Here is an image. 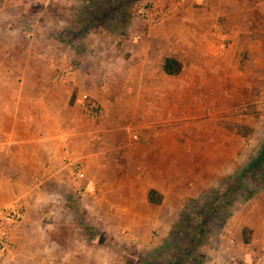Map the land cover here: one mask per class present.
Returning a JSON list of instances; mask_svg holds the SVG:
<instances>
[{
  "label": "rangeland",
  "instance_id": "374dc122",
  "mask_svg": "<svg viewBox=\"0 0 264 264\" xmlns=\"http://www.w3.org/2000/svg\"><path fill=\"white\" fill-rule=\"evenodd\" d=\"M79 2L0 0V58L26 53L46 60L51 84L77 74L84 89H94L98 98H86L82 108L95 128L92 150L105 155V164L123 161L125 168L157 171L164 199L159 206L139 209L148 222L139 223L138 232L126 227L122 241L104 230V222L90 213L79 193V201L56 208L46 221L66 251L95 246L106 259L112 252L111 261L117 264H145L141 241L158 240L156 219L172 224L190 199L203 205L205 191L224 193L231 178L264 151V0L129 2L126 25L92 29L75 41L76 51L56 36L73 25ZM162 7L171 14L161 23L152 22ZM141 52L147 55L140 58ZM169 56L183 64L178 76L163 73ZM125 139L134 143L133 150L125 147ZM172 170L177 192L167 188ZM259 173L252 170L247 177L259 191L240 206L235 202L226 223L232 230L230 245L241 244L252 253L245 262L264 261ZM224 230L215 246L203 247L210 256L220 249Z\"/></svg>",
  "mask_w": 264,
  "mask_h": 264
},
{
  "label": "crops",
  "instance_id": "0c3cea01",
  "mask_svg": "<svg viewBox=\"0 0 264 264\" xmlns=\"http://www.w3.org/2000/svg\"><path fill=\"white\" fill-rule=\"evenodd\" d=\"M146 55L141 52L140 58ZM76 75L51 84L46 60L26 53L0 58V208L17 205L23 212V220L8 229L9 249L0 253V264H117L114 258L111 261L112 252L106 259L95 246L79 245L77 250L66 251L51 236L52 224L46 221L53 218L56 208L79 201L77 195L85 189L89 194L80 198L82 203L104 222L105 231L121 240L126 227L138 232L139 223L149 219L139 211L154 205L148 201L149 191L165 193L157 171H139L133 165L125 168L123 161L105 164V155L92 150L95 128H90L82 108L86 98H98L94 89H84L82 78ZM127 141L123 144L133 150L134 143ZM66 156L84 161L83 179L71 176L63 161ZM174 170L168 173L167 188L177 192ZM155 225L158 240L141 241L146 250L156 247L172 226L159 219ZM224 229L220 249L204 264L252 257L241 244L230 245L234 244L228 238L231 227Z\"/></svg>",
  "mask_w": 264,
  "mask_h": 264
},
{
  "label": "trees",
  "instance_id": "16d2710c",
  "mask_svg": "<svg viewBox=\"0 0 264 264\" xmlns=\"http://www.w3.org/2000/svg\"><path fill=\"white\" fill-rule=\"evenodd\" d=\"M137 1L80 0L77 8L73 10V25L58 33L56 37L76 50L75 41L86 37L92 29H102L105 24L114 28L126 25V21L131 15L127 11L126 5L129 2L137 3ZM162 69L167 76L174 77L181 73L183 64L175 57H167L163 61ZM73 100L74 97L71 99V104ZM259 167L261 169H258ZM252 170L261 172L259 177L262 180L261 186L264 187L262 178L264 151L260 152L250 167L231 178L232 182L224 193L216 189L205 191L203 196L206 201L203 205L190 199L172 223L168 235L156 247L145 251L143 254L144 263L204 264L209 261L211 256L203 247L216 245L226 223L234 212L233 204L236 202L240 206L259 191L249 185L247 177L253 176ZM162 200V194L156 190L149 191L148 201L150 203L160 205ZM90 241H94V238H91ZM243 242L250 243V237L246 233L243 235Z\"/></svg>",
  "mask_w": 264,
  "mask_h": 264
},
{
  "label": "built area",
  "instance_id": "2783aa9c",
  "mask_svg": "<svg viewBox=\"0 0 264 264\" xmlns=\"http://www.w3.org/2000/svg\"><path fill=\"white\" fill-rule=\"evenodd\" d=\"M171 10L169 7H162L156 13L153 14L151 21L154 23L163 22L169 15ZM90 110L93 109V106L89 107ZM63 161L66 163L70 170V174L74 179H83L85 176L84 167L82 164L76 160L71 159L66 156ZM81 197L86 196L85 192H80ZM23 220L22 209L13 205L10 207L0 208V253H5L9 249V240H8V229L18 225ZM232 264H264L263 261L256 262H235Z\"/></svg>",
  "mask_w": 264,
  "mask_h": 264
}]
</instances>
